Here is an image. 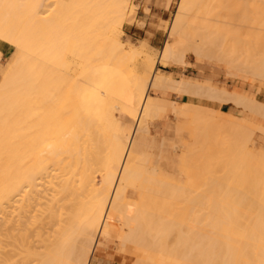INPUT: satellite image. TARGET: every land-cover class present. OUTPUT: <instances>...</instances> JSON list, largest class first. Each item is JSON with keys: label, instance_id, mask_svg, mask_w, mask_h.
<instances>
[{"label": "bare ground", "instance_id": "obj_1", "mask_svg": "<svg viewBox=\"0 0 264 264\" xmlns=\"http://www.w3.org/2000/svg\"><path fill=\"white\" fill-rule=\"evenodd\" d=\"M58 1L43 19L47 0H0V38L19 51L0 82V264H91L113 235L144 259L132 264H264V153L250 148L256 131L264 143L263 123L192 99L262 118L264 103L157 68L185 66L192 52L229 76L264 81V0H180L157 58L117 38L129 0ZM92 56L100 68L90 82ZM125 59H143L150 76L133 69L118 120L105 97H122L127 75L115 66ZM152 91L189 98L167 105L191 118L192 148L170 130L159 137L169 100ZM212 139L217 179L207 175L218 166L206 163ZM182 170L188 184L166 172Z\"/></svg>", "mask_w": 264, "mask_h": 264}, {"label": "rangeland", "instance_id": "obj_2", "mask_svg": "<svg viewBox=\"0 0 264 264\" xmlns=\"http://www.w3.org/2000/svg\"><path fill=\"white\" fill-rule=\"evenodd\" d=\"M179 1L180 0H169V7L167 8V13L163 18H161V17H156L154 14L151 13V9L148 3L142 2V0H129L128 15H127L128 19H126L124 24L118 28L117 38H119V40L124 44L127 50H131V49L135 50L136 48H137L136 50H141L142 58L151 54H153L152 55L153 57L156 56L159 57L160 52L162 51L163 47L165 46V43L167 42L168 30L173 21L174 14L177 10V5ZM46 3L44 4V7L41 9V11L46 12L45 15L41 13L42 16L43 15L44 16L43 17L40 16V18L43 19L51 15H55V13L58 12V6L60 5L58 0H47ZM0 40L4 42L3 44L5 43L9 44L8 42L2 40L1 38ZM12 52L15 53V50H12ZM17 55H19L18 50H17ZM214 60L217 59L215 57L212 60L205 58V60L202 61L196 58L192 52L190 53L188 52L185 58V62H187L188 64H186L185 66H177L171 64L168 67L164 65H158L157 68L159 74L169 73L172 74L174 77L177 76L176 78L182 77L185 80H191V79L198 80L201 81L203 84L209 85L213 88L226 89L228 92H232V93L241 91L243 93H247L252 99L264 103V81L258 79L256 80L247 79L246 81V78H244L245 79L244 80L238 77L229 76L227 75L226 67L223 64H220L218 61H214ZM132 65H133L132 59H125V60H120V62H117L115 67L120 69L127 75L126 86L123 88L122 97L120 98L115 96L105 97L107 106L111 108V111L115 119L118 120L122 118L123 115L126 114V110L124 109V103L127 100L128 95L131 94V92H133L132 89L133 88L132 85H134L133 69H135L137 72H140L145 79L149 78L150 76V67L148 64L143 63V59H137L134 65L133 66ZM99 66H100V62L98 61L96 56H92L89 58L88 70L90 71V75H89L90 82L96 79L97 72L100 68ZM75 73L77 74V76L79 75L80 73L79 67H75ZM247 78H249V76H247ZM83 88H84V92H86L85 86H83ZM96 94H98L101 98L103 97V95L99 94L97 91ZM151 95L160 97L164 99V101L169 100L166 101L165 103V105L167 106V108H165L166 110L163 109L161 112L164 111V113L163 114L160 113L161 115L160 119H157L155 121V129L159 133V137L161 138L162 136L165 135V133L168 132V130H170L169 132H171L170 135L171 138H175L178 140L180 139L186 141L189 146L192 145V142H194L192 139L193 131L191 132L189 130L191 129L193 130V127H188L186 125V123L191 122V118L190 117L185 118L183 114H181L180 112L176 113L172 110V108H170L171 104L177 106L180 109L184 108L185 103L189 100V98L184 95H180V93L176 94V92L171 93L165 91H152ZM192 100L197 104L203 106L204 108L221 109L222 111H229L228 114L241 116L249 121H253V122L257 121L263 123L262 126L264 128V118L260 116H255L250 112H246L242 109L236 108L229 104L219 105L216 101L214 100L212 101L207 97H202L201 99L193 98ZM183 104L184 107H182ZM170 109L173 113L170 111ZM126 123H129V120H126ZM185 125L187 126L185 128H187L188 131L184 128ZM188 125H190V123ZM190 126H193L192 123ZM182 131H184L185 133L184 132H183L184 134L178 133ZM152 133L154 135V131ZM186 133L188 134V136L186 135ZM260 136H263L262 132L256 131L254 136L255 145L250 147L253 153H260V152L264 153V143L259 141ZM214 139H217V137H215ZM214 139L207 142L208 143L207 145L210 147H208L209 153L206 147V153L209 155L206 156L205 154V158L209 157V160L206 159V163L208 165L209 164L210 165L212 164L213 166H215L216 164L218 165L212 169H209L208 171L209 173H207L209 177L208 176L207 177L208 178L211 177V179H217L218 177H221L222 174H224L223 166H221L222 168L220 167V165L223 164H218L221 163L220 161L215 165L213 164L215 163V161H210L212 160L210 159V157L216 156V154L219 155V153L217 152L218 148L216 144L219 145V147H221L219 143H216L215 141L212 142ZM218 142L220 141L218 140ZM190 147L192 148V146ZM197 148L196 150H198ZM180 154H182V151L179 150V155ZM158 155L159 153L157 150L153 152L151 151V157H150L151 165H157V166L159 165ZM166 172L173 176V179L176 183L181 182L184 184H188L190 182V179L188 178L184 170H182L179 173H175L171 171H166ZM188 172L189 174H195V173L197 174V172L201 174V172L203 171L200 172V170H197L195 167H191L188 168ZM208 178L207 180H209L210 182L211 179ZM177 203L182 205L180 202H174V204ZM211 204L213 205V203ZM210 219L211 218H208L206 222L212 221ZM244 220L245 219H243L242 222ZM247 220L249 221V219ZM114 238H116L115 235H113V239H111V241L108 244L106 243V247L109 249L104 250L102 255H95L92 257L91 264H132L135 261H140V259L142 261L144 260L142 257H134L135 253L131 247L125 250L121 249V247H119L118 240Z\"/></svg>", "mask_w": 264, "mask_h": 264}, {"label": "crops", "instance_id": "obj_3", "mask_svg": "<svg viewBox=\"0 0 264 264\" xmlns=\"http://www.w3.org/2000/svg\"><path fill=\"white\" fill-rule=\"evenodd\" d=\"M142 2L148 3L151 9V13L154 14L156 17H161V18L165 16V14L167 13V8L169 7V0H142ZM3 43L4 42L0 40V82L3 79V76L7 74L10 67L14 63L13 61H15L18 56L16 54L17 49L13 48L11 45L7 43H5L7 45ZM12 50H15V53L12 52ZM235 93L251 98L247 93H243L241 91H237ZM222 105H228V104H222ZM219 110L222 113H229V111H222L221 109Z\"/></svg>", "mask_w": 264, "mask_h": 264}]
</instances>
